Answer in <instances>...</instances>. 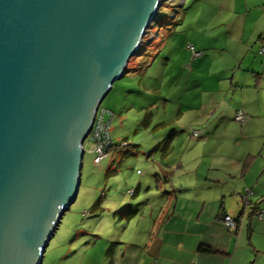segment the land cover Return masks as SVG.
Listing matches in <instances>:
<instances>
[{
  "label": "water",
  "instance_id": "1",
  "mask_svg": "<svg viewBox=\"0 0 264 264\" xmlns=\"http://www.w3.org/2000/svg\"><path fill=\"white\" fill-rule=\"evenodd\" d=\"M160 0H0V264H40L83 142Z\"/></svg>",
  "mask_w": 264,
  "mask_h": 264
},
{
  "label": "crops",
  "instance_id": "2",
  "mask_svg": "<svg viewBox=\"0 0 264 264\" xmlns=\"http://www.w3.org/2000/svg\"><path fill=\"white\" fill-rule=\"evenodd\" d=\"M238 12L236 25L239 37L228 41L225 36L217 50L219 54L223 53L234 60L233 66L236 67L235 71L230 68V62L223 70L225 80L229 81L228 84L226 82L223 99L232 91L231 96H234L236 103L230 108L226 106L222 118L237 126L243 139L256 138L258 142L255 144L254 141L250 143L251 148L241 150L240 141L237 148H229L223 140L219 152L204 148L195 150L191 147L194 139L208 136L196 134L192 137L186 133L188 140L180 156L174 160L170 152L176 135L187 129L173 128L169 125L170 119L166 118L164 122L153 123L150 107L147 110L149 115L141 125L153 126L150 131H161V135L156 137L153 146H149L146 152L140 151L139 144H135L138 147L134 154H145V158L141 157L139 161L150 170L152 178L146 181V186L138 182L133 194L129 195L132 197L144 187L142 206L133 210L131 205L121 204L112 213L91 216V230L82 228L79 231L92 240L97 239L101 248L105 241V248L98 250L96 264H264V0H243ZM169 34H165L166 39L170 38ZM166 36H157L154 51L142 53L141 58L135 60V68H128L122 76L138 77L140 94L137 96L145 98L147 91L152 92L146 106H152L160 98L153 94L158 89L147 86L148 69L158 58L168 66L175 53L172 46L169 52H161L167 50ZM194 45L190 44L187 49L193 54L191 57L195 65H199L201 57H208L210 47L207 44ZM228 45L238 52V57L231 56ZM186 75L191 78V84L201 85L204 92L214 88L211 78H197L190 67ZM160 76L161 72L151 80L154 83L158 80L160 84ZM237 111L243 114L241 121L234 119ZM159 124H163L164 130L158 129ZM190 151L195 161L199 157L203 162L185 164L183 155ZM153 153L158 154L154 164L151 158ZM122 154L127 155L124 150H112L108 154L109 162L114 158L119 159ZM248 156L252 158L246 164L244 160ZM106 169L108 172L116 171L110 170L109 165ZM134 172L142 174L138 169ZM175 173L179 174L178 180H174ZM242 193L246 197L243 210L240 206ZM95 204H99V200ZM260 208L263 210L260 211ZM221 209L237 220L234 232L221 222ZM244 213L250 215L247 217L246 214L243 229L241 222ZM102 217L105 225L99 226V223H103L100 221ZM109 224L114 231L110 229L111 232L108 230L105 234L103 231L106 226L110 228ZM129 225L130 232H127ZM124 233L125 238L122 237ZM202 246L212 251L204 252L200 249Z\"/></svg>",
  "mask_w": 264,
  "mask_h": 264
},
{
  "label": "rangeland",
  "instance_id": "3",
  "mask_svg": "<svg viewBox=\"0 0 264 264\" xmlns=\"http://www.w3.org/2000/svg\"><path fill=\"white\" fill-rule=\"evenodd\" d=\"M242 3L243 0H160L153 19L142 32L136 52L129 57L125 67L135 68L137 63L135 60L141 58L143 53H138V50L147 47L148 52L154 51L155 38L158 35L163 36L165 33H169L170 30L171 40L170 38L166 39L167 36L164 35L166 36L167 50L161 52H169L172 46L175 53L168 66L165 61L161 62L158 58L156 63L148 69L146 80L149 83L147 86L158 89L153 94L160 97L152 106H146L150 101L151 91H147L148 95L145 98L137 96L140 94L138 77L127 75L114 81L113 89L105 95L99 105L100 108L113 112L109 135L114 142L126 139L130 144H139V147L136 146L134 149L138 147L140 151L144 150L145 152L149 146H153L156 137L161 135V131H150L153 126L144 127L141 125V121L150 107L154 118L153 123L164 122V118H166L170 119L169 125H172L173 128L187 129V131L179 132L176 135L173 150L170 152L174 160L180 156V152L188 140L187 134L190 135L193 132L199 136L201 134L208 136L205 139H194L195 142L191 143V147L195 150L204 148L219 152L223 140L229 148H237V142L240 141L241 150L245 147L251 148L250 143L254 141L255 144L258 142L256 138V140L246 137L243 139L239 128L222 118L226 106L229 105L230 108L236 103L234 96H231L232 91L223 99L226 82L229 83L228 80H225L226 73L223 70L230 62V68L235 71L236 67L233 66L234 60L223 53L219 54L217 50L225 36L228 41L239 37L236 24ZM155 16L157 21L154 20ZM190 44H195V47L207 44V47H210L207 51L208 57H201L202 61H199V65H195V60L191 57L193 54L187 49ZM228 47L232 51L231 56L238 57V52L233 51L230 48L231 45ZM177 48L180 49L177 50ZM189 67L195 72L197 78H211L214 81V88L204 92L201 85L191 84V78L186 75ZM159 72H161L160 84L158 80L154 83L151 78ZM103 120L108 121L107 113ZM162 125L159 124V130H164ZM84 145L80 184L76 198L62 214L54 233L45 246L40 264H96L98 250L105 248V241L103 240L101 248L97 239L92 240L90 236L81 235L79 231L82 228L91 230V216L112 213L121 204L131 205L133 210L136 207L140 209L142 206V189L144 187L132 197L128 195L127 190L135 189L138 182L146 186V181H151L150 170L147 167L144 168V165L139 161L142 160L141 157L145 158V154H142L143 152L136 153L137 156L134 153L122 154L119 155V159L114 158L111 162L107 155L106 158H102L98 164H95L92 160L93 155L88 151V145L85 142ZM191 152L183 155L185 164L192 165L194 162H203L199 157L195 161ZM155 153L151 156L153 164L158 159V154ZM204 158L211 159L209 156ZM108 165L110 170L116 169V171L108 172L106 169ZM135 169L140 170L142 174H135ZM178 176L179 174L174 175V180H178ZM98 200L99 204H95ZM248 211L249 208H247ZM246 214L244 213L242 217L241 226L243 229ZM101 220L102 225L100 223L98 225H105V219L102 217ZM109 225L110 228L106 226L104 231L101 228L105 234L114 228L111 224ZM128 231L130 232V225ZM122 237L125 238L126 234L124 233Z\"/></svg>",
  "mask_w": 264,
  "mask_h": 264
},
{
  "label": "built area",
  "instance_id": "4",
  "mask_svg": "<svg viewBox=\"0 0 264 264\" xmlns=\"http://www.w3.org/2000/svg\"><path fill=\"white\" fill-rule=\"evenodd\" d=\"M107 113L102 108L96 109L91 127L84 139V142L88 145V151L93 155V162L98 163L102 158H104L107 154V150L111 144V139L109 136V119L107 122L103 121V115ZM243 119V115L240 111L236 112L235 120L241 121ZM196 132L193 133L195 135ZM83 142V148H84ZM128 193H131V190H128ZM221 221L228 228L233 227V222L227 215L220 216Z\"/></svg>",
  "mask_w": 264,
  "mask_h": 264
},
{
  "label": "trees",
  "instance_id": "5",
  "mask_svg": "<svg viewBox=\"0 0 264 264\" xmlns=\"http://www.w3.org/2000/svg\"><path fill=\"white\" fill-rule=\"evenodd\" d=\"M157 16V15H156ZM156 16L154 17V20H156L157 21V19H156ZM167 29V28H166ZM171 31V30H170ZM169 31V32H170ZM173 33V32H172ZM165 34H169L168 32L167 33H165ZM164 34V35H165ZM171 34V33H170ZM163 35V36H164ZM159 36V35H158ZM160 38V37H159ZM159 40V39H158ZM188 48H190V45L188 46ZM147 47H145V49L142 47V49H140V50H138V53L140 52V53H145V52H147ZM152 57L153 56H151V58H150V60L152 59ZM149 60V61H150ZM149 63V62H148ZM147 63V64H148ZM127 69L128 68H126L125 67V72H124V74L127 72ZM122 78V77H121ZM120 79V78H119ZM114 83V82H113ZM112 83V84H113ZM113 89V85L111 86V89H109V91H111ZM108 91V92H109ZM100 105V104H99ZM100 108V107H99ZM103 109V108H102ZM103 110H105L106 112H107V114H108V119H109V114H110V119H109V125H110V122H111V120H112V117H113V112H111V111H108V110H106V109H103ZM238 112V111H237ZM106 114V113H105ZM105 114L103 115V117L105 116ZM149 114H146L145 116H144V118H143V120L141 121V123H144L143 121L145 120V118L148 116ZM243 115V114H242ZM234 119H235V116H234ZM104 121V120H103ZM194 133V132H193ZM193 133L191 134V136L192 137H195L196 136V133H195V135H193ZM110 136V135H109ZM110 139H111V137H110ZM137 145H135V144H130V143H128L127 142V140H124V139H122V140H120V141H117V142H114L112 139H111V144H110V146H109V148H108V150H107V154H106V156L112 151V150H117V151H123L124 150V153H126V154H131L132 152L133 153H135V147H136ZM84 147H85V145H84ZM130 147H132L131 149H130ZM126 149H128V150H126ZM105 156V157H106ZM252 158V156H248L245 160H244V163H246V164H248L249 163V161H250V159ZM127 193H128V190H127ZM133 194V190H131V193H128V195H132ZM245 194H241V196H240V206H241V208H242V210H243V208L246 206V197L244 196ZM221 211V213H220V216L221 215H227V216H229L230 217V219L232 220V222H233V227L232 228H228L227 226H225L224 225V223H223V225L228 229V230H230L231 232H234L235 231V228H236V219H234V218H232V216H230L229 214H227V213H225V212H222L223 210L221 209L220 210ZM250 214L248 213L247 214V217L249 216ZM219 216V217H220ZM200 249L202 250V251H204V252H211L212 250L209 248V247H207V246H202V247H200Z\"/></svg>",
  "mask_w": 264,
  "mask_h": 264
}]
</instances>
